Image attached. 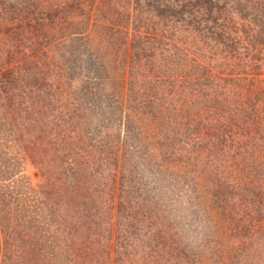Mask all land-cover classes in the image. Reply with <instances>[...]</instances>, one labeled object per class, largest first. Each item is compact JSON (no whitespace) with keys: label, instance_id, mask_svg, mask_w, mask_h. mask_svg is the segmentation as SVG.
Segmentation results:
<instances>
[{"label":"rangeland","instance_id":"374dc122","mask_svg":"<svg viewBox=\"0 0 264 264\" xmlns=\"http://www.w3.org/2000/svg\"><path fill=\"white\" fill-rule=\"evenodd\" d=\"M75 1L77 0H42L37 2L36 10H45L47 6H50V2L64 5L66 10L71 12L65 22V34L73 31L72 25L78 20L91 24L92 30L89 34L88 45L94 49L91 53L95 59V70L98 75L94 72L91 74L101 79V81L98 79L91 82V85L95 86L93 87L95 88L94 94H92L95 98L85 99L83 97L73 100L69 96L68 99L61 96V110L58 116L55 112V115L46 118V121H44L45 116L41 112V107L36 106L33 111V117L36 119L34 122L33 119L31 123L35 128L31 130V133L27 132L30 135L26 136L25 127L30 121L26 119L27 116L23 119L25 115L23 107L19 106L18 110L10 109L8 97L0 89V194L7 191V188H11L8 195L0 196V264H143L145 259L150 260L152 264H211L206 258V254L212 249L210 242H206L210 245L203 252V262L196 261L192 255L189 262L175 260V258L165 263L164 260L161 261V252L155 250L153 246L155 242H158L157 240H161L163 221L169 220L170 215L162 202L160 192L164 188L173 193L183 190L185 186L191 188L193 174L187 176L188 183L181 185L179 178H175L173 175H160L157 180L151 172L141 171V167L137 165L141 158L131 155L130 149L126 150V144L129 141H127V134L123 128L125 121L122 127L118 121L120 113L124 116V114L128 115L134 112L136 124H142V132L149 135V140L153 145L151 157H155V159L151 163L161 159L163 151L167 152L166 150L175 152L172 154L174 158L180 155L183 162L187 149L174 151L175 146L183 144L179 140L185 138L188 141L196 135L193 132H188L186 126L179 123L178 109L181 107L185 113L187 110L193 111L194 108L189 107L190 100L174 98L173 105L167 107L168 110L163 113L169 118L164 115L157 116V118L151 113L141 112L143 110L141 101H144L141 100V96L146 92L143 86L149 84L146 80L145 83L143 82L141 74L145 76L147 71L140 69V71H136L140 73L138 77L132 76V79L127 80L123 73L126 63L130 68L133 66V58L129 53H127L128 58L124 60L126 48L128 52L131 43V35L137 30L134 26L135 22H132L134 15L130 13L133 1L83 0L81 5ZM261 2L263 0H254L250 5L238 2L240 8L238 12L241 14L236 24L238 27H241L242 24L241 28H244L245 31L249 30V32H239L244 38L243 49L247 43L248 45L252 44L250 53L259 58L260 63L264 62V48L258 42L256 43L257 28L254 20L258 13L256 6ZM7 4L9 7L11 6V3ZM55 7L56 5L53 9ZM0 8L4 9L5 7L0 4ZM48 11L50 12L51 9ZM3 12L5 13V11ZM129 13L131 14L130 19L127 18L126 21L125 18L128 17L126 14ZM44 14L47 15V12ZM2 15L0 14V25L2 22H5V25L6 23L11 25V20H6V15ZM14 15L15 12L9 14L7 18ZM145 22L146 20L141 23L140 32L149 31L148 35L153 38L156 32L152 31L153 26L161 25L149 23L146 26ZM32 23H34V28L28 32L31 37H29L31 44L29 62L22 64L19 85L38 86L32 81V71L36 66H41L43 62L50 61V66L54 70L61 68L66 72L67 67L77 68L81 72V81L84 82L81 83L86 86L87 71L79 69L78 65L73 64V58L70 59L72 47L71 45H60L58 33L55 32L51 44L44 43V47L34 53V48L38 46V42L44 36L38 33V23L36 21ZM110 26L112 28L109 29ZM185 31L177 27L171 32L173 36L169 40L170 45H165L164 41H155L154 47L167 46L166 49L169 48V54L173 56L171 59L174 61L166 62L165 57L168 55L162 58L161 56L156 57V63L159 61L161 65H157L156 68L152 67L150 71L159 72L157 70H160L161 72L160 67L166 64L170 65V69H172L173 63L177 69L189 70L197 63V60L205 62L206 65H221L226 54L230 53L227 50L221 52L215 48H207L196 41L192 35L187 36ZM0 34V66H3V61L7 60L9 55L15 56L13 52L18 54L17 57H21L23 46L19 45L17 41H12L14 39L9 34ZM33 34L36 35L33 36ZM262 37L264 38V34ZM158 38L160 39V36ZM194 41L196 43H193ZM178 44L186 49L187 55H180L177 52ZM52 59L56 61L57 67ZM185 59L187 60L185 61ZM193 68H197L196 65ZM214 70L215 74L222 76L223 71L219 67H215ZM254 72L252 75L254 78L251 80L252 90L253 94H258L259 91H262L261 88H264V67ZM66 75H68L67 72ZM152 75L149 74V77ZM208 81L211 83H208L207 86H216L217 84V80L210 79ZM240 83L249 84V80L243 79ZM70 84L60 82L56 86H74ZM176 86H181V84ZM98 90L102 91L103 95L98 96ZM34 98L35 96L31 97L29 102L36 103ZM123 98H125L123 111L114 110L117 103ZM132 98L136 102L130 101ZM166 98L169 99L168 94ZM261 98L264 100V95ZM74 102H81L80 106H77L78 117L75 116L77 111L73 110ZM111 115L112 121L109 119ZM20 116L21 121L25 120L24 122L27 124L18 123L17 120L20 119ZM54 116L55 118H53ZM197 118L200 120L199 116ZM178 123L179 125L176 126ZM40 124H44L42 130H39ZM15 132L20 135L17 136ZM260 132L261 128L257 127L256 136ZM42 133L45 134L42 136L40 135ZM93 134L96 136L91 139ZM253 135L254 133L244 135L242 131V134L237 136V140L250 142L249 138ZM6 138H11V141ZM146 140L149 142L148 139ZM252 142H254L253 146L257 148L254 139ZM258 142H262L263 144H259V146L264 147V141L257 139ZM205 147L206 145L201 152L197 150L198 147L192 150L194 157L191 162L195 164L190 166L195 165L197 169L201 168V171L210 166L209 164L206 166V162L209 160L228 164L232 170L240 171L241 165L249 169L255 163L259 152L258 148L255 151L253 147L247 145L242 149V152L248 154L249 157L242 161L239 156L213 158L208 155V150L206 152ZM3 157L6 158L2 159ZM174 165L172 170L177 171L180 166H176V163ZM208 174L209 172H207ZM197 179V182L204 183L206 186L198 193L199 200L195 195L196 191H191L190 203L195 205L194 211L206 224L205 238L215 237L221 245L220 248L224 251L229 250L234 254L240 252L237 258L240 261L239 264H245V261L249 264H264V247H262L264 246V236H262V240L249 242L250 246H247L248 240L244 237H241L240 242H232L230 238H226L227 235L221 231L224 226L222 225L221 230L212 226V221L205 210V203L208 206V201L211 199L208 191L210 182L206 178L205 171ZM74 180H79L76 198L78 196V199L82 197L93 200L100 207L102 212L100 221L103 220V227L114 233L111 241L108 232L97 237V233L92 234L86 229H74V221H77V224L79 221L77 212L70 215L74 210L70 203L71 188L64 187L62 189L64 185L70 183L69 181ZM134 185L138 187L136 190L133 189ZM137 198L138 202L136 203L133 200ZM119 203H123V206ZM124 206L127 207L126 209L132 206L131 213L139 212V214L144 211L145 206L150 211L149 218H142L136 222L133 219L126 221L128 215L124 211ZM118 208L121 210L119 211ZM127 212H130V209ZM215 220L219 221L217 216H215ZM161 222L162 224L159 225ZM149 226H151L152 232ZM89 243L92 244L89 246ZM259 250L260 253L256 254ZM55 251L64 254L53 259L50 255Z\"/></svg>","mask_w":264,"mask_h":264},{"label":"trees","instance_id":"16d2710c","mask_svg":"<svg viewBox=\"0 0 264 264\" xmlns=\"http://www.w3.org/2000/svg\"><path fill=\"white\" fill-rule=\"evenodd\" d=\"M40 1L42 0H0V4L5 7L4 9L0 8V14H3L2 16L5 14L6 20H11V25H7V23L5 25V22L1 23L0 33H2V35H6L5 33L9 34V36L14 39L12 41H17L19 45L23 46L21 57H17L18 54L13 52L15 56L9 55L8 59L5 58L7 60L3 61V66H0V89L7 95L6 97H8V103H10V109L13 108L18 110L19 106L23 107L25 113L23 119L27 116L26 119L29 120L30 123L27 124L24 122L25 120L21 121V116L17 121L22 125L27 124L25 127L27 130L25 132L26 136H29L31 130L35 128L31 123L33 119V122L36 119L33 117V111L36 106L41 107V112L45 116L44 121H46V118L55 115V112H57L58 116L61 110V96H63L64 99H68L69 96V98L73 100L83 97H85V99L95 98L92 95L94 94L93 90L95 88L93 87L95 86H92L91 82L100 79L91 74L94 72L98 75L95 70V59L91 53L94 49L92 46L88 45V41H90L89 34L92 30L90 28L91 24H88L84 20V22L76 20L77 22H74L72 25L73 31L65 34V22L71 12L66 10L64 5L53 4V2H50V6H47L45 10L37 11V2ZM132 1L133 5L132 9H130L132 10L130 13L134 15L132 22H135L134 26L137 30L131 35V43L128 52L126 48L124 60L128 58L127 53H129L133 58V66L130 68L127 63L124 65L123 73L125 80L132 79V76L138 77L140 73L136 71H140V69L147 71L145 76L141 74L143 76L142 80L144 79L143 82L145 83V80L149 82V84L143 86L146 92L141 96V100H144L141 101V109H143L141 112L151 113L155 115V117L164 115L163 113L168 110L167 107L173 105L174 98L179 97V100L183 99L184 101L186 99L190 100L191 103L189 107L194 108V110H191V112L187 110L185 113L180 107L178 109L179 123L182 125L184 124L188 132H193L196 136L188 141L185 138L179 140L182 141L183 144L175 146L174 151H185L187 149L186 158L185 160L183 159V162L180 155L174 158L172 154L175 152L166 150L167 152L163 151L161 159H157L155 163H151L154 161L155 157H151L153 145L149 140V135L142 132V124H136L134 112L128 115L124 114V116L120 113L118 121L121 127L125 121L123 128L127 134V141H129V143L126 144V150L130 149L131 152L129 153L131 155L140 157L141 160L137 165L141 167V171L151 172L157 180H159L160 175H173L175 178H179L182 185V183L189 182L187 176L192 173L193 177L191 181L193 186L191 183V188L189 189L190 191H196L195 193L197 194L195 195L198 200L200 198L198 193L201 192L206 184L197 182V177L202 175V172L205 171L206 178L210 182L208 191L210 192L211 199L208 201L209 205L207 206V203H205L204 206L210 217V221H212V226L214 225L221 230L223 225L224 228L221 230L222 233H225L227 235L226 238H230L232 242H240L241 237H244L248 240L247 246H250L249 242L262 240V236H264V147L261 145L259 146V144L263 143H257V139L264 141V100L261 98L264 95V88H261L262 91H259L258 94H253L251 80L254 78V76H252L255 73L254 71L261 70V68L264 67V62L260 63V59L250 53L252 44L248 45L247 43L243 49L244 38L239 32L244 33L249 32V30L245 31L244 28L242 29V24L241 27L236 25L237 19L241 14V12H238L240 9L238 2L250 5L254 0ZM18 2H20V4H18ZM75 2L81 5L83 0H81V2L77 0ZM7 3H11V6L9 7ZM55 5L56 7L53 9ZM256 7L258 9L257 16L254 20L255 27L257 28L256 43L258 42V44L264 48V38L262 37V34H264V0ZM50 9L51 11L49 12L48 10ZM3 11H5V13ZM11 12H15V15L7 18L9 14H12ZM45 12H47V15L44 14ZM130 13L126 14V16L128 15V17L125 18L126 21L127 18L128 20L130 19ZM97 19L99 18L97 17ZM145 20L146 26L149 23L161 25H155L152 28V31H156L153 37L154 41L153 38L148 35L149 31H146V33L140 32L139 28L142 27L141 23ZM35 21L38 23V33L43 35L44 38L38 42V46L34 48V53L41 50L42 47H44V43L51 44L55 32L58 33L59 44L62 46L71 45L72 47L70 59L73 58V64L78 65L79 69L87 71L88 77L86 86H83L82 83L84 82L81 81L80 78L81 72H79L77 68L67 67L66 72L68 75H66L64 69L56 68V70H54V68L50 66V61L43 62L41 66H36L35 70L32 71V81L38 86L19 85L22 64L29 62L28 57L31 44L29 42L30 36L28 32L34 28V23L32 22ZM177 27L186 30L184 33H186L187 36L192 35L196 41L207 46V48H215L221 52L227 50L228 52L230 51V53L226 54L225 60L223 59L221 65H206L205 62L197 60V63L191 66L189 70L177 69L174 67L173 63L172 69H170V65L166 64L160 67L161 72L160 70H157L159 72L150 71L152 67L156 68L157 65H161L159 61V64L156 63V57L161 56L162 58L168 55L165 57L166 62L174 61V59H171L173 56L169 54V48L166 49L167 46L154 47L153 44L158 40L164 41L165 45H170L171 43H169V40L173 36L171 32L176 30ZM110 28L112 27L110 26L109 29ZM34 35L36 34H33V36ZM159 36L160 39H157ZM193 43L196 42L194 41ZM172 46L174 47V45ZM177 52L180 55H187L186 49L179 46V44L177 46ZM186 60L187 59H185V61ZM53 63H55V67H57L55 60H53ZM185 64H188V62H185ZM195 65L197 68H193ZM215 67H219L221 71H223L221 73L222 76L214 73ZM149 74H153L152 77H149ZM256 74L258 73L256 72ZM27 76L30 77L29 75ZM210 79L217 80L216 86H207L208 83H211L208 81ZM243 79L249 80V84L240 83ZM98 81H101V79ZM60 82L62 84L71 83L70 85L74 86H56ZM78 84L79 86H77ZM180 84L181 86H176ZM97 93H99L98 96L103 95L102 91L98 90ZM109 94L111 95V92H109ZM167 94L169 95V99L166 98ZM112 95L114 96L113 92ZM33 96H35L34 101L36 103L29 102L31 101L30 98ZM124 100L125 98L118 102L114 110L118 111L120 109L123 111ZM133 100L132 98L130 101ZM81 102H74L73 110L75 109L77 111L75 114L76 117L79 115L77 106H80L79 103ZM134 102L136 101L134 100ZM49 110L50 113H48ZM198 116L200 120H198ZM164 117L169 118L165 115ZM53 118H55V116ZM109 119L112 121V115ZM179 123L176 126H178ZM257 127L261 128V132L256 136ZM43 128L44 124H40L39 130ZM242 131L244 135L254 133V135L249 138L250 142L237 140V136H240ZM16 134L17 136L20 135L18 133ZM43 134L45 133L40 135L43 136ZM95 136L96 134H93L90 138H95ZM6 139H10L11 141V138ZM146 139H148L149 142H147ZM252 139H254L257 144L259 152L255 163L249 167V169L241 165V168H239L240 171L232 170L229 168L228 164L215 162V160L214 162H212V160L206 162V166L207 164L210 166L208 168H203L204 171H201V168L197 169L195 165L190 166L195 164L191 162L194 157L192 156V150L198 147L197 150L201 152L204 145H206L205 149L206 152L208 150V155L213 158H233L239 156L240 159L244 161L249 155L242 152L243 148L250 145L257 151V148L253 146L254 142H252ZM1 153L3 152L1 151ZM3 154L6 155V153ZM4 158L6 157L2 159ZM174 162L177 164L176 166H180V168H177V171L172 170V167L175 166ZM234 163L237 164V162ZM257 164L258 166H256ZM198 165H200V163H198ZM207 172H209L208 175ZM63 182L65 183L66 180ZM69 182L70 183L64 185L62 189L64 187L71 188L70 203L74 210H70V215L73 212H77V220L79 221V224H77V221H74V229H86L92 234L97 233V237L104 232H108L111 241L114 233L103 227V220L100 221L102 215L100 207L97 206L93 200L82 197L78 199V196L76 198V191L79 189V180ZM137 188L138 187L135 185L133 186V189L136 190ZM9 190H11V188H7V191H3L0 196L8 195ZM81 196L83 195L81 194ZM133 201L137 203L138 198ZM119 204L123 206V203ZM123 208H125L124 211L128 215L125 219L126 221L133 219V221L136 222L140 221L142 218H149L150 211L147 210L145 206L141 214H139V212L131 213L132 206L128 209H126V206ZM129 209L130 212H127ZM118 210L120 211L121 208H118ZM215 216H217L219 221L216 222ZM163 222L164 228L161 230V240H157L158 242H155L153 247L155 250L157 249L161 252V261L164 260V263L172 261L174 258L175 260L180 259L181 261L189 262L191 261V255L196 261L199 260L203 262V252L205 248L210 245L206 242H210L212 247L211 251L206 254L209 263H240V261L237 260L240 252L234 254L229 250L224 251V249L220 248L221 245L219 241L213 236L212 238H205L203 246L200 249L188 250L189 247L185 245L179 237L175 222L171 219L167 221L164 220ZM161 224L162 222L159 223V225ZM149 227L152 232L151 226ZM259 236L261 237L259 238ZM91 244L92 243H89V246ZM259 253L260 250L256 254ZM63 254V252L55 251L50 256L55 259ZM244 263L249 264L246 261ZM143 264H152V262L145 259Z\"/></svg>","mask_w":264,"mask_h":264},{"label":"clouds","instance_id":"9594fccd","mask_svg":"<svg viewBox=\"0 0 264 264\" xmlns=\"http://www.w3.org/2000/svg\"><path fill=\"white\" fill-rule=\"evenodd\" d=\"M160 195L183 243L192 250L200 249L205 240L206 224L194 211L195 205L190 203V189L185 186L183 190L173 193L164 188Z\"/></svg>","mask_w":264,"mask_h":264}]
</instances>
